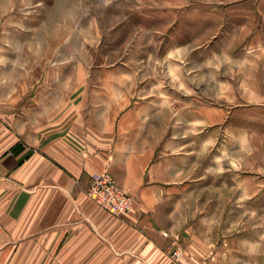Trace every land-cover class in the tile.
<instances>
[{
	"label": "crops",
	"instance_id": "obj_1",
	"mask_svg": "<svg viewBox=\"0 0 264 264\" xmlns=\"http://www.w3.org/2000/svg\"><path fill=\"white\" fill-rule=\"evenodd\" d=\"M50 80L0 109V264H264V237L234 231L225 207H166L202 170L197 125L159 77ZM103 170L135 197L128 214L87 197Z\"/></svg>",
	"mask_w": 264,
	"mask_h": 264
},
{
	"label": "rangeland",
	"instance_id": "obj_2",
	"mask_svg": "<svg viewBox=\"0 0 264 264\" xmlns=\"http://www.w3.org/2000/svg\"><path fill=\"white\" fill-rule=\"evenodd\" d=\"M118 67L159 77L197 125L187 152L202 178L166 207H225L234 231L264 237V0H0V109Z\"/></svg>",
	"mask_w": 264,
	"mask_h": 264
},
{
	"label": "built area",
	"instance_id": "obj_3",
	"mask_svg": "<svg viewBox=\"0 0 264 264\" xmlns=\"http://www.w3.org/2000/svg\"><path fill=\"white\" fill-rule=\"evenodd\" d=\"M86 195L96 205L115 215L128 214L135 202V197L120 187L107 170L91 175ZM172 256L178 260L180 252L175 250ZM201 264L211 263L202 262Z\"/></svg>",
	"mask_w": 264,
	"mask_h": 264
}]
</instances>
